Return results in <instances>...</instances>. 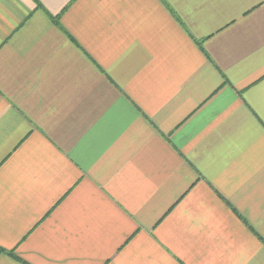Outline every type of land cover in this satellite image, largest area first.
Here are the masks:
<instances>
[{
    "label": "crops",
    "instance_id": "0c3cea01",
    "mask_svg": "<svg viewBox=\"0 0 264 264\" xmlns=\"http://www.w3.org/2000/svg\"><path fill=\"white\" fill-rule=\"evenodd\" d=\"M0 264H264V0H0Z\"/></svg>",
    "mask_w": 264,
    "mask_h": 264
}]
</instances>
